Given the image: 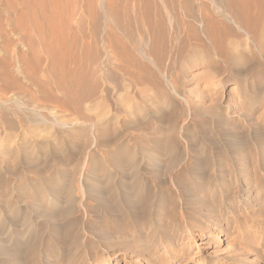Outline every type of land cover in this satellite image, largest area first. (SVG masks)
<instances>
[{
    "label": "rangeland",
    "instance_id": "obj_1",
    "mask_svg": "<svg viewBox=\"0 0 264 264\" xmlns=\"http://www.w3.org/2000/svg\"><path fill=\"white\" fill-rule=\"evenodd\" d=\"M53 1V73L21 88L55 116L0 106V264H264V0ZM152 46L154 67L137 53Z\"/></svg>",
    "mask_w": 264,
    "mask_h": 264
},
{
    "label": "bare ground",
    "instance_id": "obj_2",
    "mask_svg": "<svg viewBox=\"0 0 264 264\" xmlns=\"http://www.w3.org/2000/svg\"><path fill=\"white\" fill-rule=\"evenodd\" d=\"M56 1H58V0H56ZM55 1V2H56ZM60 1V0H59ZM65 1V0H64ZM63 1V2H64ZM67 1V0H66ZM65 1V2H66ZM71 1V0H70ZM74 1V0H73ZM82 1V0H81ZM95 1H97V0H95ZM68 2V1H67ZM72 2V1H71ZM134 2V1H133ZM57 3V2H56ZM56 3H54V1L53 0H0V41L1 42H3L4 43V46H2V52L3 53H1V54H3V57H4V59H1L0 58V85H1V88H2V90H4L2 93H5L6 95L5 96H7L8 94V96L5 98L4 96H1L2 95V93L0 94V106L1 105H10V104H15V105H22V102H21V100L22 99H25L27 102H30L31 103V105H32V103H34L33 105H32V107H33V109H31V110H41V111H46V112H48V113H50V115L52 114L51 112L54 110V107H55V105H53L54 107H52V106H50V105H40V104H38V103H36L35 101H33V97H34V95L33 94H30L29 92H27V91H24V89L23 88H21V82H22V80H26L27 82H29V83H31L33 86H44L45 84H47L46 83V77H47V73H48V70H50L51 69V67H49V64H48V61H47V59L48 58H46L45 56L46 55H48V49H50L49 47H51L52 48V46H51V44L54 42L55 43V41L57 42L58 40H57V38H56V36L59 34V31H57L58 32V34H55L56 36H54L55 37V41H53L52 43H49V42H51L50 40H49V38H51L52 37V34L53 33H55V32H53L52 31V28H53V26L54 25H52V26H50V21H53L54 20V16H57V15H54V12H52V9H54L55 10V14L58 12V10H57V5H55ZM59 3V2H58ZM61 3V2H60ZM59 3V4H60ZM73 3V2H72ZM90 3H91V1H90ZM90 3H88V4H90ZM93 3V2H92ZM97 3H99V1H97ZM63 4V3H62ZM102 6H103V4H102V2L100 3ZM109 4V3H108ZM112 4V3H111ZM66 5V4H65ZM96 5V4H95ZM99 5V4H98ZM100 5V6H101ZM59 6H62V5H59ZM90 6V5H89ZM91 6H92V4H91ZM90 6V7H91ZM68 7V6H67ZM67 7H66V9H67ZM73 7H75V6H73ZM79 7V6H78ZM96 7V6H95ZM128 7V6H127ZM98 8V7H97ZM111 8V7H110ZM109 8V9H110ZM66 9H64V10H66ZM72 9V8H71ZM83 9V8H82ZM62 10V9H61ZM67 10H70V8L69 9H67ZM74 10H75V8H74ZM97 10V9H96ZM101 9H99V11H100ZM92 11V10H91ZM103 11V10H102ZM105 11V10H104ZM116 11V10H115ZM87 12V11H86ZM89 12H90V10H89ZM111 13L113 12L112 10L110 11ZM117 12V11H116ZM60 13H61V11H60ZM71 14H72V12H70ZM83 13H85V12H83ZM94 13V12H93ZM52 14H53V16H52ZM63 14H64V11H63ZM65 14H66V12H65ZM64 14V15H65ZM87 14V13H86ZM86 14H84L85 16H86ZM91 14H92V12H91ZM91 14L89 15V16H91ZM61 15H62V13H61ZM67 15H69L68 17H64L65 19H67V18H69L68 20H70L71 21V19H70V14H68L67 13ZM66 16V15H65ZM96 16V15H95ZM99 16V15H98ZM109 16L110 15H108L107 14V12L105 11L104 12V22L107 24V23H109L110 22V20H111V18L109 19ZM134 16V15H133ZM52 17V18H51ZM61 17H63V16H61ZM87 17V16H86ZM168 17V16H167ZM81 18V17H80ZM98 18V17H97ZM102 18V17H101ZM169 18V17H168ZM52 19V20H51ZM95 19H96V17H95ZM56 20V19H55ZM78 20V19H77ZM77 20H75V21H77ZM85 20V19H84ZM94 20V19H93ZM93 20H91V18H90V24L89 25H91L92 24V22H93ZM57 21V20H56ZM55 21V22H56ZM81 21H82V19H81ZM92 21V22H91ZM170 21V20H169ZM65 22H68L67 20L65 21ZM96 22H98V21H96ZM100 22V21H99ZM98 22V23H99ZM104 22H103V24H104ZM52 23V22H51ZM54 23V22H53ZM78 23V22H77ZM88 23V22H87ZM94 23V22H93ZM68 23H66V25H67ZM105 24V25H106ZM72 25V24H71ZM73 25H75L74 23H73ZM94 25V24H93ZM110 25V24H109ZM57 26V25H56ZM56 26L54 27V28H56ZM86 26H87V24H86ZM85 26V27H86ZM97 26V25H96ZM60 27H62V26H60ZM64 27L65 26H63V29H64ZM66 27H68V26H66ZM66 27H65V31H66ZM79 27V26H78ZM90 27V26H89ZM94 27H95V25H94ZM94 27H93V29H94ZM113 27V26H112ZM53 28V29H54ZM69 28V27H68ZM80 28H81V26H80ZM83 28V27H82ZM87 28V27H86ZM104 28V27H103ZM103 28H100V29H102L103 30ZM118 28V27H117ZM57 29H58V27H57ZM57 29H55V30H57ZM71 29H72V27H71ZM78 29L79 28H77V32H78ZM85 29V28H84ZM96 29H98V28H96ZM68 30V29H67ZM74 30H75V28H74ZM73 29H72V31H74ZM82 30V29H81ZM80 30V31H81ZM86 30H88V29H86ZM53 33H52V32ZM64 31V30H63ZM65 31H64V33H65ZM85 31V30H84ZM83 30H82V33L84 32ZM92 31H95V30H92ZM104 31H105V29H104ZM113 31V30H112ZM117 31V30H116ZM68 32V31H67ZM90 32H91V30H90ZM97 32H99V31H97ZM146 32V31H145ZM74 33H76V32H74ZM79 33V32H78ZM85 33V32H84ZM88 33V32H87ZM112 33V32H111ZM113 33H115V32H113ZM117 33V32H116ZM86 34V33H85ZM103 34V33H102ZM145 34H147V32L145 33ZM82 36L81 37H83V34H81ZM89 35V34H88ZM100 35H101V33H100ZM116 35V34H115ZM118 35V34H117ZM61 35H59V37H60ZM62 37V36H61ZM64 37V36H63ZM76 37V36H75ZM80 37V38H81ZM90 37V36H89ZM88 37V38H89ZM66 38V37H65ZM65 38H63V39H65ZM78 38V37H77ZM87 38V39H88ZM52 39H54V38H52ZM86 39V40H87ZM92 39V38H91ZM66 40H68V38L66 39ZM69 41V40H68ZM79 41V40H78ZM83 41H85V39H83ZM82 41V42H83ZM66 43H67V41H65ZM82 42H80V43H82ZM90 42V41H89ZM89 42H87V43H89ZM96 43H97V41H95ZM112 37H111V34H110V32L109 33H107V36H105V39L104 40H102V43H103V47H104V50H103V53H102V59L101 58H99V60L101 59V65H103V67L105 68L106 66H107V64L109 63V61H110V58H112L113 56L111 55V51H114V49L116 48H114V46L112 45ZM115 42H118V41H115ZM123 42V41H122ZM121 42V43H122ZM58 43V42H57ZM60 43H61V40H60ZM69 43V42H68ZM71 43H72V41H71ZM83 43H85V42H83ZM142 45H144L145 47H146V43H142V41L140 42ZM50 44V45H49ZM64 44V43H63ZM62 44V46H63V48L62 49H64L65 47H64V45ZM73 45L74 44H76V43H72ZM71 44V45H72ZM116 44H118V43H116ZM149 44V43H148ZM3 45V44H2ZM16 45L17 46H21L20 48H22L21 50H17L16 48ZM55 46H57V44L55 43L54 44ZM59 45H61V44H59ZM67 45V44H66ZM69 45V47H71L70 46V44H68ZM80 45V44H79ZM85 45V44H84ZM86 45H89V47H90V45H91V42H90V44H86ZM119 45V44H118ZM154 45V44H153ZM61 46V47H62ZM75 46H77V45H74V47ZM116 46V45H115ZM59 47V46H58ZM61 47H60V49H61ZM69 47L67 48V49H69ZM73 47V48H74ZM78 47V46H77ZM81 48L83 47L82 46V44H81V46H80ZM80 47H78V48H80ZM85 47V46H84ZM83 47V48H84ZM97 47V46H96ZM127 47V46H126ZM136 47V46H135ZM54 48V47H53ZM125 48V47H124ZM127 48H129V47H127ZM133 49H134V47H132ZM149 48V47H148ZM57 49V48H56ZM59 49V48H58ZM66 49V51H68ZM76 48H74V50H75ZM87 49H88V47H87ZM86 49V50H87ZM98 49V48H97ZM116 49H118V47L116 48ZM131 49V48H130ZM55 50V49H54ZM95 50V49H94ZM125 50H126V48H125ZM50 51L52 52L51 54L49 53V55H51L52 56V54L54 55V57L56 56L54 53H53V51H52V49H50ZM49 51V52H50ZM56 51V50H55ZM64 51H65V49H64ZM63 51V52H64ZM71 51H72V49H71ZM80 51V50H79ZM89 51V50H88ZM118 51H120L119 53H118V55L120 54H122L123 55V53L121 52V50H118ZM129 51H131V50H129ZM1 52V51H0ZM69 52H70V50H69ZM72 52H74V51H72ZM75 52H77L76 50H75ZM56 53V52H55ZM81 53V52H80ZM115 53V52H114ZM130 53H132V52H130ZM137 53H139V57L141 58V59H143V60H145V61H148L149 63H151L152 64V66L154 65L155 66V64H158V63H160V55L159 54H157V52H156V50H155V48H154V46H152L150 49H141L140 50V48H139V51L137 52ZM28 54L30 55V56H28ZM72 55L73 54H75V53H71ZM71 54L69 55L70 57H72L71 56ZM83 54V53H82ZM86 54V53H85ZM98 54V53H97ZM113 54V53H112ZM134 54V53H133ZM132 54V55H133ZM136 54V53H135ZM42 55V57H40ZM49 55H48V57H49ZM58 55V54H57ZM77 55V54H76ZM75 55V58L76 57H78V55L76 56ZM115 55V54H114ZM118 55H116V56H118ZM119 55V56H120ZM126 55L127 56H129L128 55V53L126 52ZM137 55V54H136ZM136 55H133V58H134V56H136ZM80 56V55H79ZM81 56H84V55H81ZM80 56V57H81ZM90 56H92V53H91V55ZM70 57H68V58H70ZM97 57H98V55H97ZM115 57V56H114ZM122 57V56H121ZM123 57H125V56H123ZM50 58V57H49ZM130 58V61L132 60L131 59V56L129 57ZM52 59V58H51ZM57 59H59L58 57H57ZM61 59H64L63 57L62 58H60L59 60H61ZM67 59V58H66ZM72 59V58H71ZM70 59V60H71ZM80 59V58H79ZM79 59H77L78 61H79ZM94 58H92V60H93ZM95 59H97V58H95ZM117 59H119L118 57H117ZM122 59V58H121ZM135 59V58H134ZM133 59V60H134ZM136 59H137V57H136ZM73 60V59H72ZM75 60V59H74ZM73 60V61H74ZM92 60H91V62H92ZM116 60V59H115ZM123 60V59H122ZM121 60V61H122ZM142 60V61H143ZM50 61H55V63L57 64V61L53 58V60H50ZM68 61V60H67ZM71 62V63H75V61L74 62ZM96 61V60H95ZM60 62H62V60L60 61ZM64 62H66V60L64 61ZM77 62V61H76ZM81 62V61H80ZM80 62H78V63H80ZM89 62V61H88ZM97 62V61H96ZM115 62V61H114ZM137 62V61H136ZM52 63V65H53V62H51ZM51 63H50V65H51ZM59 63V62H58ZM95 63V62H94ZM141 63V62H140ZM66 64V63H65ZM69 64V63H68ZM89 64V63H88ZM112 64V63H111ZM142 64V63H141ZM200 64V63H199ZM58 65H61V63L60 64H57V66ZM90 65V64H89ZM132 66L134 65V64H131ZM145 65V64H144ZM202 64H200L199 66H201ZM56 65L54 64V67H55ZM73 66V65H72ZM76 66V65H75ZM111 66V65H110ZM153 66V67H154ZM65 67V66H64ZM112 67V66H111ZM141 67V66H140ZM197 67V66H196ZM50 68V69H49ZM53 68V67H52ZM56 68V67H55ZM77 67H75V69H76ZM113 68V67H112ZM130 68V67H129ZM145 68V67H144ZM143 68V69H144ZM54 69V68H53ZM52 69V70H53ZM62 69V68H61ZM80 69V68H79ZM78 69V70H79ZM117 69V68H116ZM155 69H157V68H155ZM55 70V69H54ZM81 70V69H80ZM118 70V69H117ZM138 70V69H137ZM64 71V70H63ZM66 71V70H65ZM75 71V70H74ZM74 71L72 72L73 74H74ZM118 71H120V69L118 70ZM145 71V70H144ZM144 71H142V72H144ZM51 72V74L53 73L51 70L49 71V73ZM76 72V71H75ZM78 72V71H77ZM121 72H124V71H121ZM129 72V71H128ZM140 72V71H139ZM40 73L42 74L41 76H39L40 75ZM62 73V72H61ZM65 73V72H64ZM71 73V72H70ZM69 73V74H70ZM119 73V72H118ZM39 74V75H38ZM54 74H55V72H54ZM67 74V73H66ZM76 74V73H75ZM85 74V73H84ZM126 74V73H125ZM86 75V74H85ZM85 75H83L85 78H86V76ZM117 75V74H116ZM127 75L128 74H126V77H127ZM214 75V74H213ZM50 76V75H49ZM48 76V77H49ZM54 76V75H53ZM56 76V75H55ZM40 77V78H39ZM51 77H52V75H51ZM50 77V78H51ZM66 77V76H65ZM71 77H72V75H71ZM76 77H77V75H76ZM79 78H80V76H78ZM120 76H118V78H119ZM42 78V79H41ZM58 78V77H57ZM63 78V77H62ZM68 78H70V77H68ZM78 78V79H79ZM127 78H129V76L127 77ZM127 78H124V79H127ZM216 78V77H215ZM53 82H54V77H53ZM66 80V79H65ZM74 80V79H73ZM94 80V79H93ZM131 80H133V77H132V79ZM135 80L136 79H134V83H135ZM212 80V79H211ZM217 80V79H216ZM50 81V80H49ZM56 81H57V79H56ZM77 81V83H78V81L79 80H76V78H75V81L74 82H76ZM80 81H81V79H80ZM91 81V80H90ZM128 81H130V80H128ZM210 81V80H209ZM58 82V81H57ZM56 82V83H57ZM126 82V81H125ZM131 82H133V81H131ZM137 82V81H136ZM212 82V81H211ZM213 82H215V81H213ZM64 83V82H63ZM80 83V85H82V83L81 82H79ZM78 83V84H79ZM143 82H141V84H142ZM60 84V82H58V84H56V85H59ZM70 84V83H69ZM71 84H73V83H71ZM75 84V83H74ZM92 84V83H91ZM96 84V83H95ZM94 84V85H95ZM137 84V83H136ZM140 84V83H139ZM140 84V85H141ZM54 85V84H53ZM55 85V86H56ZM64 85H65V83H64ZM97 85V84H96ZM108 85V84H107ZM125 85V84H124ZM74 86V85H73ZM85 86V85H84ZM87 86V85H86ZM85 86V87H86ZM90 86V85H89ZM127 86V85H126ZM128 86H130V85H128ZM40 87H39V89H40ZM45 87V86H44ZM44 87H41V88H43L44 89ZM60 87V86H59ZM77 87H79V86H77ZM95 87V86H94ZM99 87V86H98ZM97 87V88H98ZM115 87V86H114ZM47 88V87H46ZM46 88H45V91H44V93H43V96L44 97H47L48 95H47V91H46ZM63 88V87H62ZM69 88V87H68ZM72 88V87H71ZM75 88H76V86H75ZM89 87H87V89H88ZM91 88V87H90ZM125 88V89H124ZM124 88H122V89H124V92L126 93L127 91H128V89H129V87H124ZM127 88V89H126ZM43 89H40L41 91L43 90ZM47 89H49V87L47 88ZM86 89V88H85ZM98 89H100V88H98ZM50 90V89H49ZM57 90H58V92H60L59 94H61V90L62 89H58L57 88ZM89 90V89H88ZM106 90V89H105ZM104 90V91H105ZM108 90V89H107ZM127 90V91H126ZM171 90L174 92V93H176L175 92V90H174V88L171 86ZM56 91V90H55ZM67 91H69V90H67ZM92 91V90H91ZM98 91H100V90H98ZM111 91V90H110ZM134 91V90H133ZM0 92H1V90H0ZM57 92V91H56ZM112 92V91H111ZM110 92V93H111ZM36 93V92H35ZM50 93V92H49ZM51 93H53V92H51ZM74 93V92H73ZM78 94L76 95V97L74 98L75 100V102H76V108H77V103H79V102H84V101H87V99H89L90 98V93L89 92H87L86 90H79L78 92H77ZM98 93H100V92H98ZM101 93H102V91H101ZM109 93V92H108ZM114 93H116V92H114ZM128 93H131L130 92V90H129V92H127L126 94H128ZM58 94V93H57ZM63 94V93H62ZM105 94V93H104ZM122 94V93H121ZM32 95H33V97H32ZM51 95V94H50ZM94 95H95V93H94ZM116 95H118L117 97L119 98V97H121V96H119V94H116ZM116 95H113V96H116ZM123 95V94H122ZM125 95V94H124ZM129 96H130V94H128ZM177 95H178V93H177ZM39 96H40V94H39ZM38 96V97H39ZM53 96V95H52ZM58 96V95H57ZM69 96H71V95H69ZM105 96H107V94L105 95ZM36 97V96H35ZM51 97V96H50ZM37 98V97H36ZM68 98V97H67ZM112 98V97H111ZM115 98V97H114ZM117 98V99H118ZM124 98V97H123ZM35 99V98H34ZM91 99V98H90ZM92 99H93V97H92ZM116 99V98H115ZM122 99V98H121ZM121 99H119V100H121ZM98 100H100L99 98H98ZM118 100V101H119ZM24 101V100H23ZM43 101V100H42ZM45 101H47V100H45ZM91 101V100H90ZM41 102V101H40ZM44 102V101H43ZM43 102H41V103H43ZM54 102H56V101H54ZM58 102V101H57ZM61 102V101H60ZM89 102V101H88ZM116 102H117V100H116ZM53 103V102H52ZM64 103V102H63ZM68 103V102H67ZM90 103V102H89ZM94 103V102H93ZM99 103H102V102H99ZM98 103V104H99ZM104 103H106V101L104 102ZM120 103V102H119ZM186 103V102H185ZM60 104H62V103H60ZM65 104V103H64ZM72 104V103H71ZM86 104V103H85ZM95 104V103H94ZM110 104V103H109ZM23 105H24V103H23ZM30 105V106H31ZM73 105V104H72ZM87 105V104H86ZM93 105V104H92ZM107 105V104H106ZM117 105H119L118 104V102H117ZM24 106H26V105H24ZM60 106V105H59ZM79 106V105H78ZM81 106V105H80ZM99 106V105H98ZM109 106H111V105H109ZM14 107V106H13ZM17 107H20V106H17ZM31 107V108H32ZM57 107V106H56ZM62 107V106H61ZM85 107V106H84ZM84 107H82V108H84ZM87 107V106H86ZM85 107V108H86ZM112 107V106H111ZM229 107V106H228ZM21 108V107H20ZM19 108V109H20ZM23 108H25V107H23ZM59 108V107H58ZM58 108H56L57 109V111L58 110H60V108L58 109ZM66 108V107H65ZM68 108V107H67ZM67 108H66V110H67ZM79 108V107H78ZM81 108V107H80ZM110 108V107H109ZM114 108V107H113ZM26 109V108H25ZM55 109V110H56ZM69 109H70V107H69ZM72 109V108H71ZM74 110H75V108H73ZM87 109H88V107H87ZM86 109V110H87ZM108 109V108H107ZM107 109H106V111H107ZM229 109V108H228ZM82 110V109H81ZM57 111H55L56 113H57ZM89 111V110H88ZM109 111H110V109L107 111L108 113H109ZM189 111H191L190 109H189ZM39 112V111H38ZM95 112V111H94ZM112 112V111H111ZM47 113V114H48ZM77 113V112H76ZM79 113V112H78ZM106 113V112H105ZM104 113V114H105ZM108 113H106V116L107 115H109ZM34 114H36V113H34ZM40 115V114H39ZM38 115V116H39ZM49 115V114H48ZM49 115V116H50ZM52 115H54V114H52ZM99 115V114H98ZM41 116V115H40ZM55 116V115H54ZM94 116L95 117H97L98 118V116H96L95 114H94ZM103 116V115H102ZM105 116V115H104ZM100 118V117H99ZM102 118H104V117H102ZM102 118H100V119H102ZM99 119V120H100ZM1 120V119H0ZM95 121H96V123H97V119H95ZM100 122H102L101 120H100ZM7 123V122H6ZM95 123V122H94ZM84 124V123H83ZM103 124V123H102ZM10 125V124H9ZM62 125V124H61ZM90 125V124H89ZM99 125V124H98ZM92 126V125H91ZM100 127V126H99ZM98 127V128H99ZM66 128V127H65ZM100 128H102V127H100ZM94 130H96V129H94ZM93 132H91V134H92ZM152 160H153V157H152ZM84 166V165H83ZM85 179V178H84ZM83 179V180H84ZM87 181H89V180H87ZM86 182V181H85ZM84 182V183H85ZM170 184L172 185V187H174V189L173 190H175V192H180L181 190H183V187L181 188L180 187V185H179V183H178V175H174L172 178H171V180H170ZM84 185V184H83ZM86 185V184H85ZM87 187V186H86ZM86 187H84V186H81V197L82 198H85V193H86V191H85V188ZM168 191L170 192V193H172V191L168 188ZM147 193V195H146V197H149L150 196V192H149V190H148V192H146ZM166 193H168V192H166ZM164 194V193H163ZM89 195V194H88ZM166 197V196H165ZM165 199V198H164ZM84 200V199H83ZM160 202L163 204V202H162V200H160ZM166 208H172V202H168L167 204H166V206H165ZM183 217V216H182ZM185 218V217H184ZM183 218V219H184ZM184 223H186V222H184ZM153 233H155V232H153ZM151 235H147L146 234V238L145 239H147L146 240V243H148L146 246H145V248L146 249H148V250H150V249H153V248H155V246H154V244L151 242V240H150V237ZM74 241V240H73ZM174 247V246H173ZM171 248V247H170ZM4 250V249H3ZM6 250H7V248H6ZM154 250H156V249H154ZM152 252V251H151ZM150 252V253H151ZM27 253V252H26ZM7 254H9V253H7ZM28 255L30 254V253H27ZM10 255V254H9ZM9 257V256H8ZM15 258L16 259H18L19 261H26V259L25 258H27V255H23L22 257H19L18 255H17V253H15ZM10 259V258H9ZM13 258H11V260H12ZM25 259V260H24ZM13 261H15L14 259L12 260V262ZM11 264V263H10ZM74 264V263H73ZM80 264H84V262H83V260H81V263Z\"/></svg>",
    "mask_w": 264,
    "mask_h": 264
}]
</instances>
